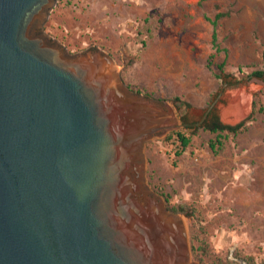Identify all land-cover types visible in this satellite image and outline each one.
Instances as JSON below:
<instances>
[{
  "label": "water",
  "instance_id": "1",
  "mask_svg": "<svg viewBox=\"0 0 264 264\" xmlns=\"http://www.w3.org/2000/svg\"><path fill=\"white\" fill-rule=\"evenodd\" d=\"M57 1L0 0V264H203L146 182L144 148L203 125L249 78L180 122L169 101L132 90L110 53L48 37Z\"/></svg>",
  "mask_w": 264,
  "mask_h": 264
},
{
  "label": "rangeland",
  "instance_id": "2",
  "mask_svg": "<svg viewBox=\"0 0 264 264\" xmlns=\"http://www.w3.org/2000/svg\"><path fill=\"white\" fill-rule=\"evenodd\" d=\"M218 13L226 14L217 26L220 51L209 66L215 50L208 18ZM41 28L70 52L96 47L110 53L134 91L188 101L190 123L200 120L224 85L217 77L219 63H226L227 82L249 78L228 86L211 116L226 125L252 116L245 131L226 138L215 153L209 146L215 133L181 127L192 135L181 156L175 154L177 145L166 139L169 132L154 137L144 148L145 176L163 200L193 209V214H181L193 261L192 247L205 264L220 258L228 264H249L242 258L246 255L262 261L264 110L254 109L255 102L264 107V82L252 72L264 68V0H58ZM242 92L251 96L248 114L236 123L225 122L223 108L230 105L232 94Z\"/></svg>",
  "mask_w": 264,
  "mask_h": 264
},
{
  "label": "trees",
  "instance_id": "3",
  "mask_svg": "<svg viewBox=\"0 0 264 264\" xmlns=\"http://www.w3.org/2000/svg\"><path fill=\"white\" fill-rule=\"evenodd\" d=\"M226 14L225 13H218L214 19L208 18L214 26L213 28V33H212V45H213V50L210 54V61H209V66L211 64V60L215 57L216 52L220 51V45H219V37H218V21L224 17ZM263 59H264V51H263ZM225 61L219 63L218 69L220 70V73H217V77L222 80V83L225 84L227 82V78L225 77ZM252 75L259 77L260 79L263 80L264 82V68L263 69H257L252 72ZM169 101H172L175 103V106L179 109L180 117L181 120L186 122V114L187 111L192 107L191 103L188 101L184 100L180 96H175L173 98H170ZM258 110L263 111L264 107L262 105L258 106V103L255 102V109L254 112ZM213 111L210 113L212 114ZM210 114L208 115V118L206 121L203 123V125L197 127V128H205L207 130H210L211 132L215 133V137L209 139V146L210 148L215 152L218 153L219 150L223 147L224 141L226 138L230 137L231 135L236 136L240 134L241 132L245 131L248 128V122L252 121V116L249 117L247 120H244L240 122L237 125H226L220 122V120L216 117L211 119ZM176 138L177 140V146L175 150L176 156H181L190 146L192 142V135L186 131L182 130H173L168 133L166 136L167 140H172L173 138ZM164 195L163 193H161ZM167 207L171 212L182 214V213H187V214H193V209L191 208L190 205L188 204H172L169 198H165ZM204 252H208V249H205L204 247H201ZM193 249V258L195 261H199L203 264H205L204 259L196 252V248L192 247ZM244 260H246L249 264H264V259L260 262H256L254 256H243L242 257ZM229 261L225 258H220L219 262L216 264H228Z\"/></svg>",
  "mask_w": 264,
  "mask_h": 264
},
{
  "label": "bare ground",
  "instance_id": "4",
  "mask_svg": "<svg viewBox=\"0 0 264 264\" xmlns=\"http://www.w3.org/2000/svg\"><path fill=\"white\" fill-rule=\"evenodd\" d=\"M239 101V102H238ZM251 106L249 93L232 94L231 103L222 110V116L227 123H236L248 114Z\"/></svg>",
  "mask_w": 264,
  "mask_h": 264
},
{
  "label": "built area",
  "instance_id": "5",
  "mask_svg": "<svg viewBox=\"0 0 264 264\" xmlns=\"http://www.w3.org/2000/svg\"><path fill=\"white\" fill-rule=\"evenodd\" d=\"M171 141H172L173 145H175V146L177 145V140L175 137Z\"/></svg>",
  "mask_w": 264,
  "mask_h": 264
},
{
  "label": "flooded vegetation",
  "instance_id": "6",
  "mask_svg": "<svg viewBox=\"0 0 264 264\" xmlns=\"http://www.w3.org/2000/svg\"><path fill=\"white\" fill-rule=\"evenodd\" d=\"M213 109H214V108H213ZM213 109L210 111V113L213 111ZM210 113H209V114H210ZM209 114H208V115H209ZM211 116H212V114H210V118H211ZM207 118H208V117H207ZM205 121H206V120H205Z\"/></svg>",
  "mask_w": 264,
  "mask_h": 264
}]
</instances>
